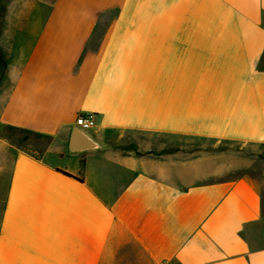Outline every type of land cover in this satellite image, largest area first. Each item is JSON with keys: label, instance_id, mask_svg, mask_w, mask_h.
<instances>
[{"label": "crops", "instance_id": "0c3cea01", "mask_svg": "<svg viewBox=\"0 0 264 264\" xmlns=\"http://www.w3.org/2000/svg\"><path fill=\"white\" fill-rule=\"evenodd\" d=\"M13 1L0 264H264V0ZM86 114L108 148L74 155Z\"/></svg>", "mask_w": 264, "mask_h": 264}, {"label": "rangeland", "instance_id": "374dc122", "mask_svg": "<svg viewBox=\"0 0 264 264\" xmlns=\"http://www.w3.org/2000/svg\"><path fill=\"white\" fill-rule=\"evenodd\" d=\"M14 4H16L15 1L13 0H8L7 5H6V13L11 14L13 12L12 10L14 9ZM2 135L4 136L6 140L9 142L19 146L20 148L32 150V151H38L43 149L44 147L54 143L53 141H48L47 139L43 138L40 135L34 134V133H29V132H24L20 131L17 129H4L2 131ZM248 176L253 178L258 182L260 186H262V181L260 178V175L256 173H251L249 171H234L228 173L226 176L223 177L224 180H229V179H236L240 177ZM4 181V177H0V183Z\"/></svg>", "mask_w": 264, "mask_h": 264}, {"label": "water", "instance_id": "95a60500", "mask_svg": "<svg viewBox=\"0 0 264 264\" xmlns=\"http://www.w3.org/2000/svg\"><path fill=\"white\" fill-rule=\"evenodd\" d=\"M60 139L54 140L53 144H59ZM108 146L95 136L90 130L80 126L74 127L70 140V152L74 155H81L94 151H102Z\"/></svg>", "mask_w": 264, "mask_h": 264}, {"label": "built area", "instance_id": "2783aa9c", "mask_svg": "<svg viewBox=\"0 0 264 264\" xmlns=\"http://www.w3.org/2000/svg\"><path fill=\"white\" fill-rule=\"evenodd\" d=\"M97 120L98 115L96 114L81 115L77 120V125L91 131L93 128H95Z\"/></svg>", "mask_w": 264, "mask_h": 264}, {"label": "trees", "instance_id": "16d2710c", "mask_svg": "<svg viewBox=\"0 0 264 264\" xmlns=\"http://www.w3.org/2000/svg\"><path fill=\"white\" fill-rule=\"evenodd\" d=\"M69 176H71V175H69Z\"/></svg>", "mask_w": 264, "mask_h": 264}]
</instances>
